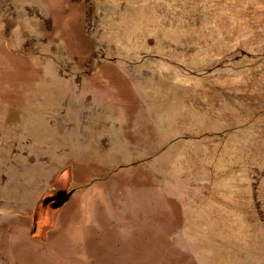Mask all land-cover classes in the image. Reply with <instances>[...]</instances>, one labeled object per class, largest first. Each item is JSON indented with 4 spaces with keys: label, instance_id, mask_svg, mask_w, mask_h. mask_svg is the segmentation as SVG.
<instances>
[{
    "label": "rangeland",
    "instance_id": "rangeland-1",
    "mask_svg": "<svg viewBox=\"0 0 264 264\" xmlns=\"http://www.w3.org/2000/svg\"><path fill=\"white\" fill-rule=\"evenodd\" d=\"M0 264H264V0H0Z\"/></svg>",
    "mask_w": 264,
    "mask_h": 264
},
{
    "label": "trees",
    "instance_id": "trees-1",
    "mask_svg": "<svg viewBox=\"0 0 264 264\" xmlns=\"http://www.w3.org/2000/svg\"><path fill=\"white\" fill-rule=\"evenodd\" d=\"M64 199H65V198H63L61 201H63ZM61 201H60V202H61Z\"/></svg>",
    "mask_w": 264,
    "mask_h": 264
}]
</instances>
